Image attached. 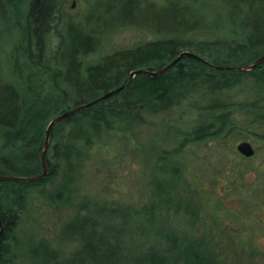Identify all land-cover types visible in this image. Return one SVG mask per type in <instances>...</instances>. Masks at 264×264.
Segmentation results:
<instances>
[{"label": "trees", "instance_id": "16d2710c", "mask_svg": "<svg viewBox=\"0 0 264 264\" xmlns=\"http://www.w3.org/2000/svg\"><path fill=\"white\" fill-rule=\"evenodd\" d=\"M141 3L153 5L117 0L122 15L115 23L145 27L158 37L115 49L95 63L83 65L81 58L98 46L96 32L63 21L59 0H0V19L5 30L12 31L6 51L11 80L0 82V175L26 178L40 174L48 121L74 106L90 103L51 125L43 177L0 180V264L16 262L15 228L26 210L28 193L33 191L50 202L68 201L89 151L95 145L107 149L101 138L119 124L128 128L140 123L144 115L186 105L192 125L186 130L161 131L163 143L155 149L157 162L161 161L156 174L164 180L155 178L154 186L164 193L166 207L189 215L196 213L193 200L199 193L197 184H203L193 180L191 193L182 176V167L189 175L182 162L189 144L203 143L221 154L231 143L245 140L248 133L264 149V59L247 70L214 67L247 66L264 53V0H166L157 15L144 14L139 19L133 11ZM205 6L217 10L210 22L198 12ZM193 34L204 37L193 38ZM183 50L201 60L183 56L155 76L137 73L126 83L130 71L159 69ZM117 87L121 88L99 98ZM166 143L171 148L162 149ZM234 150L228 152L242 160L251 159ZM257 168L252 166L250 172ZM243 173L239 169L231 179L237 181ZM49 184L54 185L52 190L47 188ZM208 193L201 196L213 200L211 215L217 225L227 217L243 219L236 228L251 225L254 212L250 217L249 209L224 204L219 194ZM246 193L256 202L258 213L262 212L256 224L257 231H262L264 193L249 189ZM79 205L84 212L64 221L58 234L59 242L74 247L64 256L40 241L30 248V259H38L39 264H218L202 238L162 227L147 230L149 224L143 225L135 216L128 221L115 207L89 208L85 201ZM128 222L135 230L127 227ZM143 235L145 239H140ZM131 237L144 243L134 244ZM233 237L251 255L263 252L252 240L247 245L244 232Z\"/></svg>", "mask_w": 264, "mask_h": 264}, {"label": "rangeland", "instance_id": "374dc122", "mask_svg": "<svg viewBox=\"0 0 264 264\" xmlns=\"http://www.w3.org/2000/svg\"><path fill=\"white\" fill-rule=\"evenodd\" d=\"M116 1L59 0V17L63 21L69 20L85 31L93 29L96 32L98 46L92 53L81 58L83 65L93 64L102 55L115 49L129 48L142 41L158 37V34L149 32L144 29L145 27L118 26L115 22L120 20L122 13ZM142 1L153 5L141 3L139 8H136L137 11H133L139 19H142L144 14L149 15L154 12L153 14L157 15L159 6L166 2V0ZM104 3H107L108 7H105ZM198 12L210 22L217 10L205 6L198 8ZM218 13L222 15V11L219 10ZM222 22L224 24L225 20L223 19ZM4 26L0 19V82L2 83L11 80L9 72L11 60L9 61L6 51L11 43L9 35L12 31L7 32ZM57 28L59 29V26ZM187 36L191 34H186L185 37ZM192 36L204 37L201 34ZM192 123V116L186 105L182 104L153 115H144L140 123L128 128L119 124L118 128L109 131L101 138L100 142L107 143V149L103 145H95L89 151L86 161L78 172L75 193L68 201L55 203L37 196L33 191L28 193L26 210L15 228L18 240L15 264H39L38 259L29 258V250L40 241H44L60 255L65 256L74 246L58 241L59 228L76 212H84L79 207L84 201L89 208L100 205L118 208L122 210L128 221L135 216L134 218L143 225L149 224L147 230L162 227L168 232H184L202 238L207 247L215 253L218 264H264V230L257 231L258 225H256L262 212L258 213L256 202L253 204L251 197L246 193L248 189L259 191L260 194L264 193H261L264 188V149L261 144L254 141V137L247 133L245 140L240 139L231 143L232 150L239 141H247L251 144L254 152L248 157L251 159L247 160L238 158L237 155L228 152L230 149L227 148L220 154L212 152L203 143L187 146L182 162L188 168L189 175L184 167L181 171L188 190L191 193L194 191L193 180L204 184H197L199 193H195L193 200L195 215L181 211L173 212L172 208L166 207V203L162 201L164 193L156 191L155 178L162 182L164 180L163 175L156 174V165H160L161 161L157 162L155 149L163 143L160 138L161 131L174 127L186 130ZM160 147L169 149L171 145L166 143ZM252 166L258 168L250 172ZM239 169H244L245 173L237 181L231 179ZM53 186L49 184L47 188L52 190ZM225 187L227 189L223 191ZM208 191L219 194L224 204L249 209L250 217L254 212L251 225L246 229L236 228V224L240 225L243 220L240 217L239 220L227 217L222 224L217 225L211 215L213 200L201 196V194L209 195ZM127 227L135 230V225H129V222ZM238 232L246 234L247 245H251L249 242L252 240L253 245L263 252L251 255L246 251L244 246L238 244L233 237ZM129 233L131 234L130 231ZM249 236L252 239H248ZM140 239H145L144 235ZM131 240L137 245L144 243L133 237Z\"/></svg>", "mask_w": 264, "mask_h": 264}, {"label": "water", "instance_id": "95a60500", "mask_svg": "<svg viewBox=\"0 0 264 264\" xmlns=\"http://www.w3.org/2000/svg\"><path fill=\"white\" fill-rule=\"evenodd\" d=\"M183 56H188V57H191V58H194L196 60H201V58L195 54H193L192 52L190 51H186V50H183V51H180L178 52V54L169 62L167 63L166 65L160 67L159 69H156V70H145V69H134L132 71H130L128 73V77H127V81H130V79L132 78L133 75L137 74V73H144L148 76H155L156 74L158 73H161L163 72L164 70H166L167 68H169V66H171L173 63H175L180 57H183ZM264 59V53L261 54L260 56H258L254 61H252L249 65L247 66H230V67H221V66H214L216 67L217 69H232V70H247V69H251L253 68L255 65L259 64L262 60ZM209 66L213 67V65L211 64H208ZM121 87H117L115 89H112L106 93H104L103 95H101L99 98H104V97H107L113 93H115L116 91H118ZM90 103H84V104H81V105H77V106H74L56 116H54L53 118H51L48 123L46 124V127H45V130H44V135H43V142H42V150L40 152V163H41V168H42V172L40 174H37L35 176H32V177H26V178H19V177H10V176H1L0 175V180H26V181H31V180H36V179H39L41 177H43L46 172H47V169L45 167V164H44V161H43V154H44V150L46 148V145H47V142H48V132L51 128V125L60 120L61 118L89 105ZM235 150L237 153H239L240 155L244 156V157H250L252 156L254 150L251 146V144L247 141H239L238 143H236L235 145ZM0 231H1V227H0Z\"/></svg>", "mask_w": 264, "mask_h": 264}]
</instances>
